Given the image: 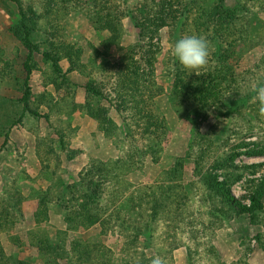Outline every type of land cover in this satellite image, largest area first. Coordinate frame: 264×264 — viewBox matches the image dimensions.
Returning a JSON list of instances; mask_svg holds the SVG:
<instances>
[{"label":"rangeland","instance_id":"obj_1","mask_svg":"<svg viewBox=\"0 0 264 264\" xmlns=\"http://www.w3.org/2000/svg\"><path fill=\"white\" fill-rule=\"evenodd\" d=\"M143 1L115 0L125 33L108 48L101 0H0V211L8 214L0 223V251L6 264L35 262L38 255L40 264H78L72 253L89 242L108 246L112 262L122 263L131 245L127 239L112 234L109 226L89 228L69 219L77 202L84 205L85 196L91 200L90 170L105 167L111 185L121 188L118 198L131 193L136 200L138 189L171 184L168 171L185 161L176 191L186 206L185 222L190 214L198 227L192 233L187 229L180 247H171L172 264H190L188 246L199 264H264V206L252 217H239L218 202L214 210L222 214L216 221L203 212L212 209L204 197L209 175L226 181L247 204L264 187V0H193L180 10L172 2L167 19L149 38L139 28L147 22L139 8ZM168 2L157 0L156 6ZM232 4L237 19L225 24L218 19L220 10ZM19 5L24 11L31 7L39 19L31 71L23 69L29 53L12 33L21 19ZM203 17L208 23L201 31ZM201 32L207 33L203 39ZM53 34L58 39L53 41ZM57 41L80 49L82 63L70 65L61 50L65 43ZM133 49L139 54L141 86L152 88L141 104L114 92L123 85L121 60ZM51 50H61V74L44 57ZM204 80H215L218 88L201 102L203 90L193 96L186 88ZM90 86H101L108 100ZM77 105L88 108L86 114L75 111ZM150 106L166 117L170 130L148 143L142 113ZM102 111L111 118L110 133L100 129ZM45 143L62 154L56 172L47 170ZM164 237L161 229L141 235L163 252L169 241ZM46 242L69 254L41 256L40 244Z\"/></svg>","mask_w":264,"mask_h":264},{"label":"trees","instance_id":"obj_2","mask_svg":"<svg viewBox=\"0 0 264 264\" xmlns=\"http://www.w3.org/2000/svg\"><path fill=\"white\" fill-rule=\"evenodd\" d=\"M11 2H17V0H8ZM104 7V13L102 16V22L105 25V29L109 33L108 39H106V45L108 48L112 47L114 44H119L120 40L123 38L125 29L123 28V13L116 9L117 4L115 0H101ZM175 2L176 6H180L179 10L187 6L192 1L187 0H169L167 6L163 5V8L157 7V0H145L140 3V11H143L144 17L143 20L148 22L141 23L139 28L141 33L144 32L147 38L149 35H154L155 28L159 25L161 20L167 19L168 8L172 5L171 3ZM18 3V2H17ZM235 4L229 5L228 8H221L220 13L223 23H230V21H235L237 19V13L235 9ZM21 19L17 25L12 29L14 37H16L28 51L27 63L23 65V69L26 71H31L32 60L37 46L34 45V42L37 38V33H39V19L34 10L30 7L26 11L23 10V7L19 5ZM206 13V12H204ZM209 15V13H208ZM210 18V15L209 17ZM206 21V22H203ZM197 23V24H196ZM196 25L198 27L199 18L196 19ZM208 23L207 17H203L200 28L204 29ZM207 34V33H204ZM202 32L197 35L204 38ZM53 34L54 39H58ZM210 37V36H209ZM61 40V37L59 38ZM51 42L52 47H56V43ZM62 41V40H61ZM61 41H57L58 43ZM65 42H61L62 46ZM66 45V46H65ZM147 47V46H146ZM201 48H204L203 46ZM62 53L64 57L67 58V62H70V65H78L82 63V51L75 48L72 45L64 44ZM61 50H51L44 53L46 60L51 62L54 67V71L57 74H61L62 67L60 66L61 61L64 59L60 57ZM133 53L123 56L121 60L120 69L122 71L123 85L117 84L114 87V92L122 97H127L128 100L137 104H141L144 98L143 95L148 94V91H151L150 86L142 87L139 80V69H138V53L135 49L132 50ZM60 54V55H59ZM194 54H192V57ZM74 58H77V63L74 62ZM73 65V66H74ZM211 75V74H210ZM52 85L56 86L58 89L60 84L57 81L52 80ZM218 88L217 82L215 80L205 81L201 84L195 86L187 87L186 91L191 95H195L198 89L203 90L202 96L199 101L203 102L208 99L212 94L215 93ZM90 91L94 95L102 96L103 100L105 98V93L101 86L91 87ZM164 88L161 87L157 94L162 93ZM27 103V100L25 101ZM90 105V104H89ZM87 105V107L89 106ZM149 111L142 113V117L146 123V135H148L147 142L149 139L151 142H154V139L161 140V137H167L169 135L170 126L165 116L154 114V110L150 106ZM75 111L80 113H85L83 106L77 105V108H74ZM86 114V113H85ZM89 115V114H88ZM101 119L99 122L100 129L104 133H110L112 131L111 118L109 113L102 111ZM151 151L154 152V149L151 147ZM264 152V150H263ZM45 157L48 162L47 170L51 172H56L59 170L60 165L63 162V157L61 152L57 149H54L52 143H45ZM187 162H179L176 168L169 170L167 176H169L172 181L171 184L162 182L160 185H153L151 187H145L138 189L139 193L137 194L138 199L134 200V196L122 195L118 198L117 194L121 191V188L118 184L111 185L110 180L107 178L108 171L105 167L101 166L94 172L90 170V182L95 186L93 194H91V200L85 196L84 205L77 202V207H73L69 214V219L73 222H77L79 226L81 223L84 226L89 228L97 226L99 224L109 226L114 235H121L124 239H127L128 244H131L122 254H125V260L122 263L112 262L113 251L108 246H100L101 244L97 243H87L77 247L72 254H76L78 264H172L173 258L169 255L172 254L171 247H180L184 240V233L187 231L193 232L194 227H198L197 223L191 221L190 214L187 216L188 223L185 222V214L183 213V206L181 200L183 199L182 193L176 191V185L181 180L186 170ZM85 179V178H84ZM204 187L206 193L204 197L207 196L205 203L211 205L212 209L203 211L205 214L215 217V221L218 220L219 210H214L218 202H224L230 211H232L236 216L239 217H252L255 214H258L262 211L264 206V187H260L259 190L251 196V204L242 202L237 198L229 188V184L226 181H220L217 176L209 175L204 178ZM211 193L215 196L213 198ZM20 199L18 200V202ZM25 201V200H24ZM23 201V202H24ZM93 201L91 208H87L85 205ZM17 202V203H18ZM121 202V204H120ZM3 204L0 203V207ZM92 208H95L91 210ZM1 209V208H0ZM217 214V215H216ZM222 212H220V215ZM8 214L0 211V223L3 222L4 218H7ZM219 221H222L221 219ZM159 227V228H157ZM160 229L164 232V238L169 240L167 243L162 245V249L158 250L155 246L151 247L149 245H154V242L149 238V240H143L142 237H147L152 233H157ZM143 232V233H142ZM129 235V236H127ZM136 236V238H134ZM134 238V239H132ZM50 243L40 244V253L41 256L44 254H50L58 259L63 257V254H69L61 252L60 249L56 246H50ZM146 248L150 249L152 254H146ZM153 250V251H151ZM188 258L190 264H199L197 259V253L190 246H188ZM161 254H166L165 258ZM65 257H69L65 255ZM157 258L159 261H155ZM114 259V258H113ZM37 264L41 263V257L38 255ZM35 261V262H36ZM33 260L24 259L18 262V264H35ZM7 258L4 255L3 251H0V264H6Z\"/></svg>","mask_w":264,"mask_h":264}]
</instances>
